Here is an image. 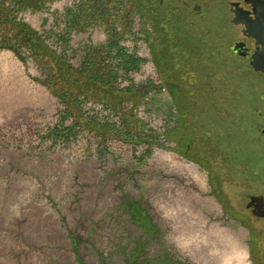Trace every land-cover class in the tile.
Instances as JSON below:
<instances>
[{
  "label": "rangeland",
  "instance_id": "rangeland-1",
  "mask_svg": "<svg viewBox=\"0 0 264 264\" xmlns=\"http://www.w3.org/2000/svg\"><path fill=\"white\" fill-rule=\"evenodd\" d=\"M201 1L214 9L215 6H224L227 0ZM51 2L46 0L39 12L46 13ZM92 3L93 0L85 11L91 9ZM107 3L99 2L98 8L105 9L109 6ZM128 3L129 0L121 15L127 13ZM181 3L182 0H178L175 5ZM129 6L132 5L129 3ZM136 6L141 11L138 3ZM213 11L202 20L204 25L197 28L194 41H183L178 32L182 31V27L178 26L174 39L164 37L159 42L162 46L156 54L159 73L163 79L166 77L177 86L182 103V92L192 91L189 83L196 76L191 68L201 70L207 65L216 66L206 80L212 89L209 91L199 86L192 91L191 97H187V103L194 99L193 110L223 116L232 130L248 126L249 121L254 123L255 129L259 119L254 109L259 107L264 112V105L259 103L260 95L264 94V77L249 75L243 64L232 58V37L228 32L226 16L221 18L217 11ZM139 14L143 16L142 11ZM95 21L108 27L96 19H92L89 26ZM144 21L149 22L147 19ZM74 30L84 34L86 31ZM209 40L215 43L217 50L207 54L205 42ZM14 43L10 45L19 53L0 47V264H161L160 261L167 260L180 264L176 258L182 261V257L185 264H251L244 228L223 215L218 201V212L205 228L187 229L193 232L190 236H195L194 231H200L198 239L182 243L142 244L138 253H154L155 259L133 260L132 250L137 235L168 234V230L159 224L161 220L157 213L150 212L149 218L144 215L139 217L138 229L126 223L124 218L121 222L125 225L119 224V227L112 221L104 222L95 209L86 211L85 200L88 197L83 191L86 183L82 177L74 181L40 177L66 171L64 165L48 160L47 156L39 155L38 162L33 160L41 147V140L35 132L51 123L55 110L66 105L56 93L60 87L67 85L69 92L76 96L86 93L106 100L114 98L116 103L120 102V98L115 95L116 91L92 84L86 75L67 73L44 52L36 58L30 48ZM182 50L187 66L184 74ZM88 72L104 73L101 66L90 68ZM65 77L69 82H64ZM48 79L51 87L46 85ZM21 120L27 128L24 133L20 129ZM244 143L248 155L264 156V140L255 137V140ZM261 163L264 166V159ZM254 189L253 186H238L230 187L229 192L241 195ZM173 202V205L182 204V200ZM179 234L177 228L170 229L174 238ZM123 239H126L124 243L121 242Z\"/></svg>",
  "mask_w": 264,
  "mask_h": 264
},
{
  "label": "bare ground",
  "instance_id": "bare-ground-1",
  "mask_svg": "<svg viewBox=\"0 0 264 264\" xmlns=\"http://www.w3.org/2000/svg\"><path fill=\"white\" fill-rule=\"evenodd\" d=\"M115 1L117 8L112 13L118 16L128 0ZM90 3L91 0H52L46 13L23 8L16 16L75 68L86 64L88 56L84 53L88 48L99 49L112 72L113 88L124 93L134 91L135 98L113 104L106 98L79 93L75 99L77 114L65 105L55 110L51 123L35 132L41 147L32 158L38 162L39 155L47 156L66 168L56 175H40L42 178L74 181L82 177L88 197L85 209L99 211L104 222L112 221L120 227L125 225L121 222L124 218L126 223L138 225L140 211L147 218L150 212L157 213L160 225L180 231L174 240L189 241L186 237L193 232L185 227L208 225L218 210L217 197L207 170L180 152L170 138L180 114L148 42L151 24L133 12L127 25L115 20L112 27H106L95 21L84 29L85 34L70 29L71 17L67 16L85 10ZM21 121L24 133L27 128ZM89 124L111 132L110 136L89 128ZM176 200H182V204L173 205Z\"/></svg>",
  "mask_w": 264,
  "mask_h": 264
},
{
  "label": "flooded vegetation",
  "instance_id": "flooded-vegetation-1",
  "mask_svg": "<svg viewBox=\"0 0 264 264\" xmlns=\"http://www.w3.org/2000/svg\"><path fill=\"white\" fill-rule=\"evenodd\" d=\"M177 1L150 0L147 6L141 8L142 17H145V20L147 18L151 24L152 31L148 41L153 49L157 68L156 54L162 47L159 42L164 37L174 39V32L178 26L182 27V31L178 32L183 41H194L197 28L204 25L202 20L208 18L215 10L221 18L223 15L226 16L228 32L232 37L230 47L232 58L242 63L249 75L264 77V71L256 70L252 64L254 55L258 56L256 53L259 54L264 47L244 23L234 22L235 19L248 20L245 11H252L253 5L250 1L259 3L262 0H227L224 6H215L214 9L201 0H182L180 5H175ZM232 3H238V6H232ZM249 16L252 17L251 20L257 19L253 11ZM238 43L241 47L236 50L234 47ZM184 58L182 50V74L187 70ZM198 75L199 72L196 73L197 78ZM164 82L169 90H174L176 105L179 104L182 110L180 112L177 105L179 123L172 131L174 135L176 134L179 151H183V154L207 170L212 192L221 205L223 215L232 222H237L246 232V247L251 264H264V166L261 163L264 156L245 155L243 150L245 141L251 142L255 137L260 141L264 140V112L259 107L254 109L259 119L256 122L257 128L254 129V123L249 121L248 126L245 125L235 131L225 123L226 119L223 116L187 108L186 99L193 95L192 91L182 92L181 103L177 86L166 77ZM259 103L261 106L264 105V94L260 95ZM238 186H253L255 189L241 195H231L230 187Z\"/></svg>",
  "mask_w": 264,
  "mask_h": 264
},
{
  "label": "trees",
  "instance_id": "trees-1",
  "mask_svg": "<svg viewBox=\"0 0 264 264\" xmlns=\"http://www.w3.org/2000/svg\"><path fill=\"white\" fill-rule=\"evenodd\" d=\"M45 2H46V0H0V36H1L0 47L1 48H11L15 52L19 53V50L15 47H11L10 44L12 42H15L14 44H16L18 46L25 45L26 47H28L32 50V54L36 58L38 57L40 52H44L51 59H54V61L57 62V64L61 65L63 67V69L66 70L67 73H70V74L76 73L82 77L86 75L88 77V80L90 82H92V84H98L100 86H104V87H107L111 90L116 91L115 95H117V97L120 98V102L124 101V100H128V99L131 100V98L134 99L135 98L134 97L135 96L134 91H129L130 93L129 92L124 93L121 91H117L113 88V86H112V79H113L112 72L110 71V69L105 64V62L102 58L101 51L99 49H89V51L87 52V56H88L87 59L88 60H86V62H85L86 64L83 66V68H75V67L71 66L65 58L57 55L54 51H52L41 40V38L37 35V33L33 29H31L26 24L20 23L17 20L16 15H17L19 10H21L23 8L24 9L33 8V9L39 10L43 7ZM99 2L101 3L100 0H93L92 5L90 6L91 9L88 10V12L85 10H82L80 12H75L74 14L70 13L71 21L69 20V28L70 29H77V30H84L89 26L90 21L92 19H95V18L97 21L99 20L101 22L106 23L108 27H112V24L115 20H119L122 23H124L125 25H127L128 21H129L128 18L130 17L132 11H138L137 13L141 12L139 9V6L138 7L136 6L137 3L142 8V7L147 6L149 4L150 0H129L130 5H132V6H129V3H128L127 13L125 15H121V13L124 10L123 9L119 14L121 16H119V15L114 16L112 13L117 8V3L115 0L114 1L113 0L107 1L108 2L107 4H109V6L106 7L105 9H99L98 8ZM135 3H136V5H135ZM93 5H95V6H93ZM111 10H113V11H111ZM85 13H86V15H85ZM92 15H93V17H92ZM148 37H149V35H148ZM111 42L114 44V41H111ZM205 44H206L205 49L207 50V52H206L207 54H210L208 52H212V51L216 52L217 48L215 46V43H212L209 40V41H206ZM90 50H93V51H90ZM96 53L98 54V57L95 56ZM89 59L91 62H89ZM96 66H101L103 68L104 73L103 74H88L89 73L88 70L90 68L94 69ZM215 67H212L211 65H207L206 67H202L201 70L198 68L192 67L191 72H194V73L199 72V75H198V78L195 76V79L189 83L191 85L190 90H192L194 92V90H196L200 86L201 88H204V89L210 91V89H212V87L206 83V80H208L207 79L208 76L215 71ZM198 79H199V81H198ZM50 82H51L50 79H48V81H46V83H47L46 85L49 87H51ZM64 82H66V83L69 82V79L67 77H65ZM56 93L61 97V99L66 104V107L68 109H70L73 113H76V114L78 113L77 112L78 106H77V103H75L76 102V100H75L76 95L74 93L71 94L69 92L67 85L60 87L59 90L56 91ZM171 93L173 94V96L175 95L174 90H171ZM96 98H99V97H96ZM108 101L113 103V104H117L115 102L114 98H110V99H108ZM189 102L190 103H188L187 108H191V106L194 104L195 100L191 99ZM177 105L180 108L179 104H177ZM181 111L182 110L180 108V112ZM87 126L89 128L97 130V132L99 131L98 133H100V134L105 133L104 135H106V136H110V134H111V132H109L107 130L104 131L102 129H98L93 124H89ZM173 136H174V138H173ZM170 138L172 140H174L175 142L177 141V139L175 138V135H173V133H170ZM178 150H179V148H178ZM243 150H244V154L248 155V153L245 149V146H244Z\"/></svg>",
  "mask_w": 264,
  "mask_h": 264
},
{
  "label": "water",
  "instance_id": "water-1",
  "mask_svg": "<svg viewBox=\"0 0 264 264\" xmlns=\"http://www.w3.org/2000/svg\"><path fill=\"white\" fill-rule=\"evenodd\" d=\"M262 2V3H261ZM257 3L255 1H250V3L253 5L252 11L256 14L257 19L251 20L252 17H250V13L252 11H245L248 15V20L238 21L234 20L235 23H244L252 32L254 37L257 38L258 42L262 44L264 47V1ZM232 6H238V3H232ZM241 47V44L238 43L234 49L239 50ZM258 56L254 55V61L252 62L253 67L256 70L264 71V49L259 54L256 53Z\"/></svg>",
  "mask_w": 264,
  "mask_h": 264
},
{
  "label": "crops",
  "instance_id": "crops-1",
  "mask_svg": "<svg viewBox=\"0 0 264 264\" xmlns=\"http://www.w3.org/2000/svg\"><path fill=\"white\" fill-rule=\"evenodd\" d=\"M101 2H105V1H103V0H100ZM218 212V211H217ZM143 214H144V212L142 213H140L139 212V215H138V217H141V218H143ZM135 227H137L136 229H138L139 228V225L137 226V225H134ZM207 225H201V226H199V227H195L194 226V229H203V228H205ZM163 228H165V229H167L164 225L162 226ZM186 229H191V227L190 226H187V227H185V230ZM168 230V232H166V233H168L167 235H165V236H159V235H146V236H136L135 237V244H134V248H133V250H132V259L133 260H137V259H139V258H144V259H155V258H153V256L155 255L154 253H149V252H144V253H138V251H139V245H142V244H149V243H174L176 240H174L173 238V236H171L170 235V230L169 229H167ZM166 231V230H165ZM195 233H198L197 235H195V236H189L188 235V237H186V238H190L189 240L190 241H195V240H193L192 238H194V239H198V235H200V231L199 232H195ZM119 239H120V237H118ZM185 238V239H186ZM122 243H124V241L122 240L121 241ZM185 242H187V241H185ZM120 243V242H119ZM139 254H141V256L139 255ZM154 254V255H153ZM177 259V261L181 264H185L184 263V260H183V257H182V261L179 259V258H176ZM147 261H149V260H147ZM161 262V264H172V263H170V261H165V262H163V261H160ZM159 262V263H160ZM133 264H135V263H133ZM176 264V263H175Z\"/></svg>",
  "mask_w": 264,
  "mask_h": 264
}]
</instances>
